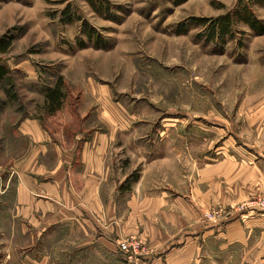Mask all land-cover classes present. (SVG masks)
<instances>
[{"label":"rangeland","instance_id":"1","mask_svg":"<svg viewBox=\"0 0 264 264\" xmlns=\"http://www.w3.org/2000/svg\"><path fill=\"white\" fill-rule=\"evenodd\" d=\"M109 1L111 8L100 13L85 0H0V41L11 40L8 52L0 53V66L8 69L0 80V260L13 245L4 240L12 232L6 218L14 216L16 177L9 133L21 117L56 131L91 126L114 137L108 159L129 172L121 187L136 181L137 163L150 150L152 156L170 155L173 169L181 146L163 139H191L184 151L198 157L200 169L209 165L214 182L232 193L256 182L264 168V34L238 23L237 37L215 52L195 40L202 28L175 31L191 17L231 12L240 0ZM242 1L264 21V0ZM83 21L99 33L101 46L82 32ZM59 77L64 97L52 113L45 94ZM119 122L132 126L117 129ZM130 160L134 170L126 167ZM255 160L263 166L253 167ZM183 165L190 172V163ZM259 196L215 202L202 211V221L223 225L252 217L262 211L255 204ZM123 239L145 247L137 259L151 253L141 236L118 242Z\"/></svg>","mask_w":264,"mask_h":264},{"label":"crops","instance_id":"2","mask_svg":"<svg viewBox=\"0 0 264 264\" xmlns=\"http://www.w3.org/2000/svg\"><path fill=\"white\" fill-rule=\"evenodd\" d=\"M64 128L21 117L9 133L16 177L14 216L6 218L12 232L4 240L13 245L0 263L264 264V211L223 225L202 221V211L215 202L264 195V168H258L256 182L232 193L214 182L209 165L200 169L198 157L184 151L191 139H163L181 146L174 151L173 169L170 155L152 156L150 150L137 163L136 181L121 187L129 172L108 159L114 137L104 138L91 126ZM135 164L130 160L126 167L134 170ZM128 235L148 241L151 253L129 263L118 247L119 238Z\"/></svg>","mask_w":264,"mask_h":264},{"label":"trees","instance_id":"3","mask_svg":"<svg viewBox=\"0 0 264 264\" xmlns=\"http://www.w3.org/2000/svg\"><path fill=\"white\" fill-rule=\"evenodd\" d=\"M94 9L100 13H105L110 7L109 0H85ZM186 0H174V3L180 5ZM111 8V7H110ZM69 10V9H68ZM71 18V17H70ZM244 23L248 25L256 34H264V21L260 19L252 10V8L244 3L242 0L238 2L236 8L222 16L214 19L206 17H191L186 21L178 24L175 27L176 33H188L190 27H200L202 30L195 36V40L202 42L208 46L213 47L215 52H223L225 45L234 40L237 35V24ZM82 32L87 35L88 39L95 42V45L101 46V37L95 28L90 26L86 21H83ZM242 42H239L241 45ZM11 46V40L0 41V53L8 52ZM8 69L0 66V80L6 78ZM63 78H58V83L47 89L46 91V104L48 105L49 112H55L60 109L64 93L62 91Z\"/></svg>","mask_w":264,"mask_h":264},{"label":"built area","instance_id":"4","mask_svg":"<svg viewBox=\"0 0 264 264\" xmlns=\"http://www.w3.org/2000/svg\"><path fill=\"white\" fill-rule=\"evenodd\" d=\"M257 207L264 211V197L259 196L255 201ZM119 251L123 254L128 255L130 260L136 259L139 255L146 253L145 247L142 246V243L136 239H123L118 243Z\"/></svg>","mask_w":264,"mask_h":264}]
</instances>
